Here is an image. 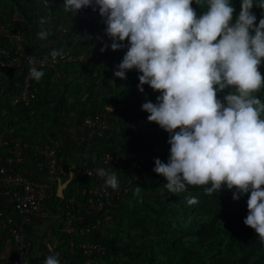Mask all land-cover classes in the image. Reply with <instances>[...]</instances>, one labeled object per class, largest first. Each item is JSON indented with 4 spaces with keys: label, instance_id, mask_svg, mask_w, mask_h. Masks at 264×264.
Wrapping results in <instances>:
<instances>
[{
    "label": "clouds",
    "instance_id": "clouds-1",
    "mask_svg": "<svg viewBox=\"0 0 264 264\" xmlns=\"http://www.w3.org/2000/svg\"><path fill=\"white\" fill-rule=\"evenodd\" d=\"M44 3L50 6L51 0ZM192 4L193 0H64L63 8L73 14L84 7L98 8L112 50L128 42L114 75L126 79V72L135 68L142 73L138 89L143 92L148 84L160 93L155 103L145 102L142 109L149 113V122L169 133L168 161L155 158L153 169L166 179L169 192L205 186V193L212 195L226 187L235 190L234 200L250 193L244 223L264 245V102L254 95L264 87L259 70L264 61V15L257 24L251 11L254 0H242L234 23L230 0H206L207 10L199 15ZM255 4L264 9V0ZM49 35L47 30L37 33L41 40ZM58 55L51 52L53 59ZM43 75L35 66L30 69L36 81ZM218 92H225L223 100ZM97 175L105 178L106 186L119 187L115 173L100 168ZM186 199L189 205L199 202L194 196ZM49 252L44 264H60L59 254L51 247Z\"/></svg>",
    "mask_w": 264,
    "mask_h": 264
},
{
    "label": "rangeland",
    "instance_id": "rangeland-1",
    "mask_svg": "<svg viewBox=\"0 0 264 264\" xmlns=\"http://www.w3.org/2000/svg\"><path fill=\"white\" fill-rule=\"evenodd\" d=\"M24 2L25 0H0V16L5 19V22H0V34L5 32L10 34V43L13 50V53L10 52L9 56H4V53L0 52V62L5 65L3 66L0 63V83L5 85V81L12 75L13 66L23 69L24 66L31 63L33 55L64 47L69 54L73 55V59L63 64L65 67L62 72L55 69L56 72H52V74L49 71L50 74H44L39 80L41 86H37L39 92L46 95V99H48L46 104L50 103L55 106L58 104L56 100L63 93L65 94V100H69L68 109L58 111L57 114L60 120L63 121L66 115L68 116L70 112H74L77 108L80 109L83 116H85V112L91 113L101 109L107 115L111 126L116 130L128 133V142L131 139L136 140L138 137L143 138L145 149L142 153H135L136 155L145 161L153 160L155 163V158H159L162 162L167 163L170 155V145L168 143L161 145L154 131L156 129L160 136L168 134V132L156 122H149L147 120L149 113L142 109L145 102L155 103L156 97L160 93L154 91L148 84L143 85L144 91L141 92L137 85L140 83L138 76L142 73H139L135 68L126 72V79L114 75V71L118 70L117 66L127 51L128 42H123L126 45L124 48L112 50L110 47L112 41L104 31L106 25L99 15L98 8L93 11L92 7H84L76 14L63 10L53 15L41 16L36 25H31L29 36L24 31V34L19 36L14 28H21L20 22L24 19L21 7ZM58 2L62 5L64 0H58ZM241 2L242 0H230L235 9L233 23L238 18ZM192 7L196 9L199 15L207 10L206 0H200L199 3L193 0ZM251 11L256 15V23L258 24L259 19L264 15V9L257 7L254 0ZM41 30L50 32L47 39L41 40L37 37V33ZM105 44L108 47L101 52L100 49ZM6 48L9 49L8 46ZM9 65L10 70L6 69ZM3 67L5 68L3 69ZM46 68L50 69V67ZM259 70L261 75L264 76V61H262ZM79 82L95 85L96 101L86 99L87 93L82 95L79 85L77 86ZM2 91V96H4L7 87ZM49 91L53 93V98L50 95L48 96ZM227 91L226 89L225 92ZM225 92H218V97L223 100ZM254 95L264 102V87ZM108 105L111 106L110 111L107 110ZM55 110L56 108H52V112H55ZM45 112L44 107L39 109L40 114L46 115ZM50 116L46 115V118H50ZM261 118H264V114L261 115ZM50 119L52 120V118ZM68 128V124L64 121L59 127L63 134L66 133ZM141 128L145 130L143 134L139 130ZM144 178V180H148L147 187L139 188V195L135 194L136 189H134L133 195L127 201L126 206L121 211H117L116 215L110 214L111 216L108 217L102 227V234L110 246L108 258H105L104 264H146L150 262V259H148L149 254L155 256V263L163 261L167 256L166 243L174 240L183 242L191 251L199 248V228L190 222L191 218L174 215L168 210L160 186L161 182H166V179L152 169H149ZM190 187L195 186H188L187 188ZM225 191H228V189L223 187L219 192ZM249 195L250 193L244 194L240 198L247 202ZM160 208L168 211V215L165 217L166 220L174 219L172 228H177V230H170L171 232L167 233V240L163 244H159L161 235L155 222L162 211ZM145 215H148L150 221L143 228L137 225L134 220ZM173 232L176 234L175 236ZM180 233L182 234L179 235ZM147 245L154 248L144 249ZM227 256H229L227 248L219 247L214 252L208 253L207 257L205 256V264H223V260ZM60 264L72 263L61 257Z\"/></svg>",
    "mask_w": 264,
    "mask_h": 264
},
{
    "label": "built area",
    "instance_id": "built-area-1",
    "mask_svg": "<svg viewBox=\"0 0 264 264\" xmlns=\"http://www.w3.org/2000/svg\"><path fill=\"white\" fill-rule=\"evenodd\" d=\"M14 29L19 36L24 34L20 27ZM3 35L11 41L8 32ZM52 51L33 55L23 69L13 66L15 80L9 86L8 97L16 109L27 108L33 113L37 98L35 79L30 76L33 66L39 70L58 69L73 59L64 47L55 49L61 54L55 59ZM0 52L9 56L11 51L0 45ZM6 69L10 70V65ZM52 122L49 119L46 123V141L34 144L12 136L13 130L0 127V149L7 152L0 157V242L4 245L0 264H31L32 241L16 222L15 214L29 223L56 224L60 257L65 259L81 252L88 258L85 264H99L108 247L100 239H92V234L102 230L110 214L107 208L120 207L132 192L133 184L142 182L149 172L147 161L136 154L104 150L90 159L95 143L117 135L101 109L83 118L84 127L100 138L98 142L74 139L70 144L60 143ZM168 139L169 133L161 135V145ZM100 168L116 174L117 189L106 186L105 178L97 175Z\"/></svg>",
    "mask_w": 264,
    "mask_h": 264
},
{
    "label": "trees",
    "instance_id": "trees-1",
    "mask_svg": "<svg viewBox=\"0 0 264 264\" xmlns=\"http://www.w3.org/2000/svg\"><path fill=\"white\" fill-rule=\"evenodd\" d=\"M21 10L24 16V19L20 22L21 28L25 34L29 36L31 25H36L41 16L56 14L63 11L64 8L63 4L60 5L58 0H51L50 6H46L44 0H25ZM0 22H5L3 16H0ZM0 45L4 47L8 46L13 53L9 38L3 34H0ZM64 67L65 65L62 64L57 71L62 72ZM40 70H42L44 74H52V72H56V70L52 68H42ZM14 80L15 78L10 75L5 81V85L0 83L1 129L6 131L13 130L12 136H20L30 144H34L36 141H46L45 127L47 121L52 118V125L60 127L61 124H63V121L60 120L57 113L59 110L68 109L69 100H65L66 97L63 93L60 98L56 100L58 104L55 106L50 103L46 104L48 103L46 95L40 93L37 88V86H41V82L35 80L34 88L37 93V98L33 105V113H30L27 108L16 109V107L12 105L9 97L2 99V90L14 84ZM78 85L82 95L86 93L88 94L86 99L88 98L96 101L97 94L94 84H88L87 82L83 84L82 82H79L77 83V86ZM49 95L51 98L54 97L53 93H50V91L48 92V96ZM43 107L46 109L44 114L51 115L52 117L50 116V118H46V115L39 113V109ZM52 108H56L55 112H52ZM89 114H95V111L91 113L85 112L84 115ZM16 116H18V119H16ZM2 122L4 123L3 125ZM142 129L144 130V128ZM154 134L158 139L161 137L156 129ZM115 141H117V143ZM119 141L120 144L125 142L124 137L118 134L116 136H111V140L103 139L99 143H95L91 150L92 155L90 159H95L104 150L118 152ZM6 154V150L0 149V157L5 156ZM90 159L87 162H90ZM147 165L153 170L155 163L153 160H147ZM147 181L148 180L135 182L133 184V190L147 187ZM165 183L166 182H161L160 186L162 188L161 192L164 193L168 210L174 215H179L183 218H191L190 222L199 228V248L191 251V249L185 246L183 242L174 240L170 243H166L167 250L165 251H167V256L163 261L161 260L155 263V256L149 254L148 259H150V262L146 264H205V256L207 257L208 253L214 252L219 247H226L229 253V256L223 260V264H264V245L259 242L258 234L255 230L244 223V220L248 215L247 202L243 201L241 198L234 200V189L225 192H214L212 195H209L204 191L205 186H195L187 188L186 191L174 194L169 192L165 187ZM132 192L121 202L120 207L109 206L107 208L108 213L116 215L117 211H121L126 206L127 201L132 197ZM193 196L196 197L199 202L194 205H189L186 198ZM1 199L2 195L0 192V200ZM160 210L164 212L161 211L155 222L159 234L161 235L159 244H163L167 240V233L170 230L175 231L177 228H172L174 219L166 220L165 217H167L168 211L163 210V208H160ZM110 214L109 216H111ZM134 221L137 225L145 228L150 219L148 218V215H145L141 218H135ZM183 228L185 229V226ZM173 235L175 236L176 234L173 232ZM91 238L100 239L107 245L108 252L99 260V264H104L105 258H108L110 246L106 242L102 230L96 234H92ZM3 246V242H0V252L3 249ZM153 248V246L147 245L144 249L149 250ZM65 259L69 260L72 264H85L88 258L83 253L78 252L77 254L66 256Z\"/></svg>",
    "mask_w": 264,
    "mask_h": 264
},
{
    "label": "crops",
    "instance_id": "crops-1",
    "mask_svg": "<svg viewBox=\"0 0 264 264\" xmlns=\"http://www.w3.org/2000/svg\"><path fill=\"white\" fill-rule=\"evenodd\" d=\"M8 94L9 87L7 88L6 94L2 96V99L7 98ZM83 118L84 116L82 115V113H80V109L77 108L74 112H70L68 116L66 115L64 120L62 119L66 124H68L69 127L66 133L63 134L57 125L54 127L55 131L58 133L56 137L60 143L70 144V142H72L74 139L88 140L92 142L100 141L99 137H97L93 132H90L84 127ZM114 130L117 135L119 134L120 136H123L125 140V142L121 144L119 141V153L123 155L135 153L137 154L138 152L142 153V151L145 149V142L143 141L142 137H138L136 138V140L131 139L128 142L127 132L116 130V128H114ZM139 130L141 131V134H143L145 131L142 128ZM15 220L18 224L21 225L27 237L32 241V247L30 251L31 264H44L45 258L50 254L49 247L52 248L53 253L59 254L60 249L58 247L59 243L58 232L55 226L56 224L25 222L17 214H15ZM58 258L60 260V255Z\"/></svg>",
    "mask_w": 264,
    "mask_h": 264
}]
</instances>
